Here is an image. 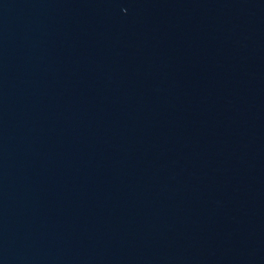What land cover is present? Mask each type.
I'll use <instances>...</instances> for the list:
<instances>
[{"label": "water", "instance_id": "95a60500", "mask_svg": "<svg viewBox=\"0 0 264 264\" xmlns=\"http://www.w3.org/2000/svg\"><path fill=\"white\" fill-rule=\"evenodd\" d=\"M0 264H264V0H0Z\"/></svg>", "mask_w": 264, "mask_h": 264}]
</instances>
